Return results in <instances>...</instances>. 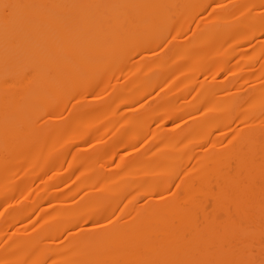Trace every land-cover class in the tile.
I'll list each match as a JSON object with an SVG mask.
<instances>
[{"label": "bare ground", "instance_id": "6f19581e", "mask_svg": "<svg viewBox=\"0 0 264 264\" xmlns=\"http://www.w3.org/2000/svg\"><path fill=\"white\" fill-rule=\"evenodd\" d=\"M0 264H264V0H0Z\"/></svg>", "mask_w": 264, "mask_h": 264}]
</instances>
